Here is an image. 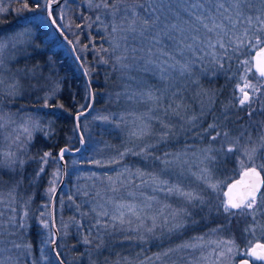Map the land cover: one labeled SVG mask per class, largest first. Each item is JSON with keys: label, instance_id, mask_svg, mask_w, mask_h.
Wrapping results in <instances>:
<instances>
[{"label": "snow or ice", "instance_id": "snow-or-ice-1", "mask_svg": "<svg viewBox=\"0 0 264 264\" xmlns=\"http://www.w3.org/2000/svg\"><path fill=\"white\" fill-rule=\"evenodd\" d=\"M16 3L45 14L84 77L78 143L97 103L106 114L92 119L122 137L92 145L105 170L77 171L63 191L65 157L81 149L37 145L59 135L49 117L67 111V77L34 61L35 25L0 32V264H98L105 251L104 264H264V0H82L89 15L69 0ZM221 75L239 83L217 109Z\"/></svg>", "mask_w": 264, "mask_h": 264}, {"label": "trees", "instance_id": "trees-1", "mask_svg": "<svg viewBox=\"0 0 264 264\" xmlns=\"http://www.w3.org/2000/svg\"><path fill=\"white\" fill-rule=\"evenodd\" d=\"M80 6L77 7L78 9H83L85 15H89V12L87 10L86 4L82 3V0H76ZM30 4L32 3V0H29ZM22 7L20 4L18 8ZM44 13L42 12H22L20 14H17L16 11H14L13 14H8L6 17H2V23L0 24V30L2 32H6L9 29H15L20 26L28 25L32 26L35 25V35L38 37L37 43L40 44L39 51L42 53L41 55H37L34 58V61H40L43 63L45 60H47L49 57H51L53 60L56 61L57 66L60 68V75L67 77L66 82V89L64 93L62 94V99L60 102H62L65 106L64 110H55V115L50 116L49 119L55 120L57 129L59 131V135L55 140L52 141H46L43 138H39V143L37 147H43L47 148L48 146H52V150L58 151L60 147L65 146L66 144H71L73 148H79L80 144L78 143V140L73 133L72 129L74 126V114L79 109V104L84 103V101L81 99L82 96V88L84 83V77L81 76L80 70L77 67L76 61L72 56V53L69 49V47L57 36V34L54 32L52 27L49 25L48 21L44 22L41 20V16ZM75 22L81 23L82 21L80 19H77L75 16ZM69 38L74 39L71 35ZM82 42L86 41V36H82L81 38ZM87 59L91 61L93 59V55L91 53L88 54ZM34 61H27V62H21L19 64H16L15 68H23L25 66V63L31 64ZM231 75V74H229ZM251 78V76H250ZM239 83V81L235 78L229 79L223 75L219 76L213 81L212 86L216 89H222V92L218 98L217 103V109H219V101H225L227 102L228 99L231 97L233 90L235 89L236 84ZM94 90H97L99 92H103L105 90L104 88V79H103V73H101V76L99 79H96L93 83ZM75 95V99H73V96ZM100 99V98H98ZM105 104L104 103H97L95 105V111L92 112L88 117L82 119V131L85 133V139L88 140V144H86L85 151L78 156H69L66 158L68 161V177H67V188H64L63 191L67 192L69 188H72L75 183V174L77 171L81 173H88L91 171H104L105 169H97L94 165L90 163L91 159L94 156L92 145L97 144V142L103 140L112 144H119L121 141L122 133L119 129L115 128L111 124H106L101 121H97L92 119V117L96 116L97 114H106L104 112ZM112 110L114 111L115 108L113 107ZM50 111V110H45ZM243 115V113H241ZM99 158V157H96ZM130 162L135 160L136 158H129ZM75 161V163H73ZM35 167V165H33ZM43 194V186L40 189V193L37 195L36 203L37 206L40 203H43L41 201L40 196ZM72 213L69 212L67 209H65L64 215L65 219ZM57 220L59 222V214L57 215ZM33 242L36 243L38 241V237L36 235L35 229L32 232ZM264 241V240H263ZM74 242V241H72ZM237 242L241 244V246H244V243L241 240L239 232H237ZM152 248V251L148 252V255L152 254L153 252H157L159 249H157L154 246L149 245ZM79 247V246H78ZM81 251L84 249L81 247ZM154 250V251H153ZM116 251L119 252L123 256H130L131 254H134L136 252L140 251V248L132 245L130 247L120 248L117 247ZM105 257H109L110 259H115V256H110V253L105 251L100 256H94V259H97L98 264H104ZM71 258V257H70Z\"/></svg>", "mask_w": 264, "mask_h": 264}, {"label": "rangeland", "instance_id": "rangeland-1", "mask_svg": "<svg viewBox=\"0 0 264 264\" xmlns=\"http://www.w3.org/2000/svg\"><path fill=\"white\" fill-rule=\"evenodd\" d=\"M10 3H11V7H12V9L13 10H10L8 13H6V14H0V24L2 23V17L4 18V17H6L8 14H13L14 13V11H15V9L16 8H18L19 7V5L20 4H18V3H16V0H10ZM69 4L71 5V7H72V9L73 10H77V7L78 6H80V4L76 1V0H69ZM45 14H43V15H40L41 17H43ZM75 16H76V18L77 19H80L79 18V11H76L75 12ZM44 22H46V20H43ZM0 32H2L1 30H0ZM15 69H13V71H14ZM249 79H251L250 77H249ZM263 240H264V236H261L259 233H257V237H256V239H254L253 240V243H257V242H263ZM148 252H150V250L152 251V248L150 247V246H148ZM154 251V250H153ZM148 254V253H147ZM151 255V254H150ZM239 258V257H238ZM237 258V259H238Z\"/></svg>", "mask_w": 264, "mask_h": 264}, {"label": "water", "instance_id": "water-1", "mask_svg": "<svg viewBox=\"0 0 264 264\" xmlns=\"http://www.w3.org/2000/svg\"><path fill=\"white\" fill-rule=\"evenodd\" d=\"M49 25H50V23H49ZM51 27H52V29H53V26L52 25H50ZM54 30V29H53ZM55 32V31H54ZM56 33V32H55ZM57 34V33H56ZM57 36L69 47V49H70V46L63 40V38L59 35V34H57ZM70 51H71V49H70ZM71 53H72V51H71ZM72 56H73V58H74V55H73V53H72ZM88 117V116H87ZM84 118H86V117H81V120L82 119H84ZM80 149H81V151L80 152H75V151H73L72 153H70V154H68V155H66V157H65V159L67 158V157H69V156H78V155H81L84 151H85V149H86V145H81L80 144V147H79ZM66 182H67V178L65 179V184H66Z\"/></svg>", "mask_w": 264, "mask_h": 264}, {"label": "flooded vegetation", "instance_id": "flooded-vegetation-1", "mask_svg": "<svg viewBox=\"0 0 264 264\" xmlns=\"http://www.w3.org/2000/svg\"><path fill=\"white\" fill-rule=\"evenodd\" d=\"M259 243H264V241L263 242H259ZM241 247L243 248L244 246H241ZM256 264H261V262H256Z\"/></svg>", "mask_w": 264, "mask_h": 264}]
</instances>
